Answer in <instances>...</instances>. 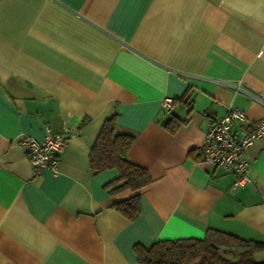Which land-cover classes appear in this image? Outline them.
Listing matches in <instances>:
<instances>
[{"label":"crops","instance_id":"0c3cea01","mask_svg":"<svg viewBox=\"0 0 264 264\" xmlns=\"http://www.w3.org/2000/svg\"><path fill=\"white\" fill-rule=\"evenodd\" d=\"M227 104L264 119V0H0V264H140L135 244L208 228L264 240V138L232 191L201 161ZM110 115L151 176L132 220L113 204L136 191L90 167ZM47 128L67 144L34 175L22 141Z\"/></svg>","mask_w":264,"mask_h":264},{"label":"trees","instance_id":"16d2710c","mask_svg":"<svg viewBox=\"0 0 264 264\" xmlns=\"http://www.w3.org/2000/svg\"><path fill=\"white\" fill-rule=\"evenodd\" d=\"M176 126L174 124L168 128L173 132ZM133 140L131 134L115 129L114 115H110L105 118L89 150L92 172L115 168L119 173L105 184L108 192L126 188L136 191L113 204L118 212L130 220L140 213L137 190L151 181L147 169L128 157ZM260 250H264V240L242 238L214 228H208L203 237L160 239L148 247L134 245L136 259L140 264H264V258L254 257V253Z\"/></svg>","mask_w":264,"mask_h":264},{"label":"built area","instance_id":"2783aa9c","mask_svg":"<svg viewBox=\"0 0 264 264\" xmlns=\"http://www.w3.org/2000/svg\"><path fill=\"white\" fill-rule=\"evenodd\" d=\"M161 106L171 112L172 99L164 97ZM264 138V119L248 120L244 112L226 105V111L215 119L204 134L201 144V161L220 166L235 174L230 191L250 182L249 164L243 153L255 139ZM67 136L51 135L49 128L43 139L25 136L23 143L28 147L27 159L34 175L50 170L57 173V152L67 144Z\"/></svg>","mask_w":264,"mask_h":264},{"label":"rangeland","instance_id":"374dc122","mask_svg":"<svg viewBox=\"0 0 264 264\" xmlns=\"http://www.w3.org/2000/svg\"><path fill=\"white\" fill-rule=\"evenodd\" d=\"M254 257L256 259H262V258H264V250H260V251H258L256 253H254Z\"/></svg>","mask_w":264,"mask_h":264}]
</instances>
